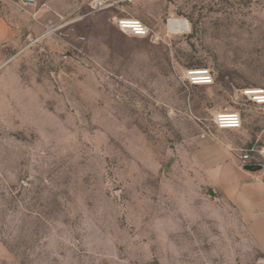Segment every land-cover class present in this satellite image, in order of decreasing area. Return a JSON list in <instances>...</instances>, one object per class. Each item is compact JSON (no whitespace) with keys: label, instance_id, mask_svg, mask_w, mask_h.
Instances as JSON below:
<instances>
[{"label":"rangeland","instance_id":"rangeland-1","mask_svg":"<svg viewBox=\"0 0 264 264\" xmlns=\"http://www.w3.org/2000/svg\"><path fill=\"white\" fill-rule=\"evenodd\" d=\"M2 6L0 264H264L209 169L264 147V0ZM122 15L146 36L120 31ZM170 17L191 30L166 34ZM208 68L212 84L192 85ZM242 126L220 129V111ZM254 160H260L254 157Z\"/></svg>","mask_w":264,"mask_h":264},{"label":"crops","instance_id":"crops-1","mask_svg":"<svg viewBox=\"0 0 264 264\" xmlns=\"http://www.w3.org/2000/svg\"><path fill=\"white\" fill-rule=\"evenodd\" d=\"M73 0H37L41 4L37 15L45 13H62L71 6ZM80 1V0H78ZM2 6L17 15V9L10 3L11 0H2ZM14 28L6 20L0 8V42L14 36ZM259 164V163H256ZM256 171L241 167L235 160L227 159L213 165L209 174L224 197L241 213L246 221L253 222L262 230L264 236V164Z\"/></svg>","mask_w":264,"mask_h":264},{"label":"built area","instance_id":"built-area-1","mask_svg":"<svg viewBox=\"0 0 264 264\" xmlns=\"http://www.w3.org/2000/svg\"><path fill=\"white\" fill-rule=\"evenodd\" d=\"M136 0H91L90 4L94 10L109 7L121 8L125 4ZM23 6L36 5L37 0H18ZM117 25L121 32L133 36H146L150 33V27L141 19L122 15L117 18ZM166 34L171 36L176 33H185L191 30L188 18L170 17L166 21ZM187 81L192 85L212 84L215 81L214 75L208 68L189 69L186 73ZM244 94L257 104H264V89H246ZM213 122L220 129H235L242 126V115L238 111H220L215 114ZM258 157L260 160H254ZM243 166L247 163L264 164V147L258 149L255 146L249 147L241 156Z\"/></svg>","mask_w":264,"mask_h":264},{"label":"water","instance_id":"water-1","mask_svg":"<svg viewBox=\"0 0 264 264\" xmlns=\"http://www.w3.org/2000/svg\"><path fill=\"white\" fill-rule=\"evenodd\" d=\"M1 67V66H0ZM244 168L250 171H256L262 168L261 164H256V163H247L244 165Z\"/></svg>","mask_w":264,"mask_h":264},{"label":"bare ground","instance_id":"bare-ground-1","mask_svg":"<svg viewBox=\"0 0 264 264\" xmlns=\"http://www.w3.org/2000/svg\"><path fill=\"white\" fill-rule=\"evenodd\" d=\"M253 89H260V88H253Z\"/></svg>","mask_w":264,"mask_h":264}]
</instances>
